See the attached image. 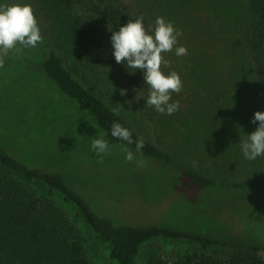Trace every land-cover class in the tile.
Returning <instances> with one entry per match:
<instances>
[{
    "label": "trees",
    "instance_id": "obj_1",
    "mask_svg": "<svg viewBox=\"0 0 264 264\" xmlns=\"http://www.w3.org/2000/svg\"><path fill=\"white\" fill-rule=\"evenodd\" d=\"M35 1L48 22L49 40L42 37L48 48L42 68L59 92L73 103L85 121L95 125L110 141L136 151L135 143L129 145L111 137L109 130L115 121L130 129L133 141L143 140L144 147L138 153L174 164L164 149L139 135L110 104L118 99L114 89L116 78L105 70V65L110 64L121 78H130L139 101L146 105L148 86L144 85L142 73L136 70L129 74L123 63L114 60L109 29L118 30L128 20L142 15L148 30L153 17L172 22V12L186 6L180 7L177 3L180 0H137L136 8L129 11L125 8V0ZM192 3L198 4L196 0ZM207 6L212 16L222 21L212 27L206 18L201 26L203 33L194 27V34L200 42L203 38L210 39L209 44L215 45V57L223 52L221 49L227 52L228 48H234L231 54L233 58L238 56L235 62H241L243 72L237 85L239 92L234 93L239 102L234 97H212L215 83L204 69L196 76L198 80L193 88L200 108H190L175 116L180 119L175 130L180 131V140L187 146V153L194 154L199 162L205 157L214 168L222 165L225 173L231 163L235 166L245 164L255 175L264 178V156L247 160L238 144L239 138L246 139L245 135L255 130L258 123L251 122L254 112L264 109V0H208ZM236 43L240 51L235 48ZM103 75L110 81L101 79ZM236 102L243 105L237 113ZM232 117H237L238 121H229ZM241 123L244 126L241 127ZM170 126H173L172 119ZM180 170L184 178L199 188L217 184L193 168ZM220 184L264 194V188L258 186L237 182ZM54 195L60 196L73 209L72 217L52 198ZM72 219H82L100 242L108 244L109 257L115 264H137L140 248L154 237L190 240L198 249L186 251L173 261L150 252L146 264H264L261 256L264 245L227 243L164 225L116 226L109 218L93 212L80 194L67 185L62 174L29 167L0 151V264H94L85 254L81 232Z\"/></svg>",
    "mask_w": 264,
    "mask_h": 264
},
{
    "label": "rangeland",
    "instance_id": "obj_2",
    "mask_svg": "<svg viewBox=\"0 0 264 264\" xmlns=\"http://www.w3.org/2000/svg\"><path fill=\"white\" fill-rule=\"evenodd\" d=\"M5 2L29 3L42 37L49 40L48 22L35 0ZM196 2L198 4L180 0L178 5L186 7L172 12L173 26L182 33L177 46L186 47L187 52L179 57L174 51L164 53L168 63L164 64L162 72H177L183 84L179 93H172L171 100L178 103L179 110L171 117L143 105L130 78H121L110 64L105 65V70L116 78L114 89L118 99L110 104L139 135L164 149L174 164L145 157L126 145L112 142L95 125L85 121L43 71L42 61L48 48L42 40L35 48L17 45L19 51H10L0 58V151L29 167L62 174L67 185L80 194L93 212L109 218L116 226L164 225L227 243L264 245V194L220 184L237 182L264 188V178L255 175L245 164L231 163L225 173L222 165L214 168L205 157L199 162L194 154L187 153L180 131L175 130L180 122L175 116L190 108H200L193 88L198 80L196 76L204 69L215 83L212 97L239 100L234 93L239 92L241 62H235L239 58H233L231 50L234 48H228L227 52L221 49L223 52L215 57V45L209 44L210 39L204 36L206 40L203 38L200 42L195 36L194 27L203 33L201 26L206 18L212 27L222 21L212 16L208 0ZM136 4L137 0H125L129 11H133ZM223 18L227 19L225 15ZM155 19L153 17V23H149L148 30L154 28ZM236 44L235 48L240 51ZM101 79L109 80L106 75ZM120 89L126 90L124 96L120 95ZM238 102L234 105L236 113L243 108ZM171 119L173 126H170ZM229 121L236 123L238 118L232 117ZM96 135H102L109 142L110 151L104 155L96 156L90 148L91 138ZM126 151L133 152L132 161L125 159ZM180 168H193L217 184L199 188L183 177ZM52 198L66 209L69 217L73 216V209L60 196ZM71 221L81 232L89 260L94 264H115L109 257L107 243L100 242L82 219ZM197 249L198 245L190 240L154 237L140 248L137 264H146L150 252L173 261L186 251ZM261 256L264 258V253Z\"/></svg>",
    "mask_w": 264,
    "mask_h": 264
},
{
    "label": "clouds",
    "instance_id": "obj_3",
    "mask_svg": "<svg viewBox=\"0 0 264 264\" xmlns=\"http://www.w3.org/2000/svg\"><path fill=\"white\" fill-rule=\"evenodd\" d=\"M143 21L141 15L128 20L118 30L109 29L111 54L117 63H123L129 74L141 71L144 85L148 86V96L144 103L162 115H171L179 110L178 103L171 100L172 93H179L183 84L177 72L169 71L165 74L161 71V65L168 63L163 54L174 51V55L179 57L185 55L187 49L182 45L177 46L178 37L182 33L174 28L171 21L156 17L155 26L150 32L146 30ZM41 40L38 22L29 3L0 0V58L6 57L10 51H19L17 45L35 48ZM125 91L120 89V95L124 96ZM251 122H258L255 130L245 135L246 139L239 138L238 142L240 152L247 160L264 156V111L254 112ZM109 134L129 145L135 143L136 152L144 147L142 139L133 141L130 129L118 122L111 124ZM90 148L96 156L110 151L109 142L102 135L91 138ZM125 159L132 161L133 152L126 151Z\"/></svg>",
    "mask_w": 264,
    "mask_h": 264
}]
</instances>
